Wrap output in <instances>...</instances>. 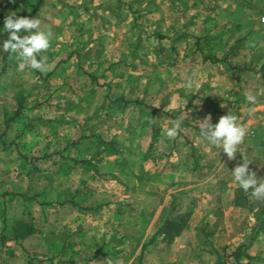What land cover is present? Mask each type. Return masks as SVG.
<instances>
[{"label":"rangeland","instance_id":"374dc122","mask_svg":"<svg viewBox=\"0 0 264 264\" xmlns=\"http://www.w3.org/2000/svg\"><path fill=\"white\" fill-rule=\"evenodd\" d=\"M36 1L0 0V28L52 32L46 72L0 50V264H264V200L230 173L242 156L264 179V7ZM228 113L248 131L233 161L199 133ZM169 209L187 222L174 240L155 235ZM17 221L34 235L14 242Z\"/></svg>","mask_w":264,"mask_h":264},{"label":"clouds","instance_id":"9594fccd","mask_svg":"<svg viewBox=\"0 0 264 264\" xmlns=\"http://www.w3.org/2000/svg\"><path fill=\"white\" fill-rule=\"evenodd\" d=\"M40 20L28 17H16L15 14L4 18L3 27L0 31L6 32L8 38L0 44V50L15 54L22 64L26 63L31 69L38 72H46V58H40L42 52L49 49L52 32L40 30ZM27 35H21V33ZM186 89L193 87V80L188 78L184 84ZM264 92V90H262ZM250 104L257 103V95L246 97ZM182 121L175 119L171 121L170 127L165 130V137L168 140L175 139L181 129ZM200 138L211 148L218 149L217 155L222 151L229 161L236 160L239 146L244 143L248 135L247 129L238 123V117L228 113L219 118L215 124L211 123V116H206L198 121ZM250 163L240 156V163L231 171L232 180L242 190L250 191L253 199L264 200V182L258 180L254 172L249 169Z\"/></svg>","mask_w":264,"mask_h":264},{"label":"trees","instance_id":"16d2710c","mask_svg":"<svg viewBox=\"0 0 264 264\" xmlns=\"http://www.w3.org/2000/svg\"><path fill=\"white\" fill-rule=\"evenodd\" d=\"M41 3L42 0L36 1L31 14H34L38 11ZM186 224V216L181 215L172 209H169L166 214L164 223L158 229L156 235H163L165 238L172 240L175 237H178L183 232L186 227ZM34 233L35 229L31 223L17 221L12 229V240L14 242H21L24 239L33 236ZM236 256L240 258H245L248 263L253 260L250 256H244L241 252H237Z\"/></svg>","mask_w":264,"mask_h":264},{"label":"crops","instance_id":"0c3cea01","mask_svg":"<svg viewBox=\"0 0 264 264\" xmlns=\"http://www.w3.org/2000/svg\"><path fill=\"white\" fill-rule=\"evenodd\" d=\"M249 1H253V2H256V3H259V6L260 7H264V0H249ZM233 30V29H232ZM229 31H228V29L226 28V33H228ZM166 218V217H165ZM165 218H164V220H165ZM164 223V222H163ZM162 223V224H163ZM155 235H156V233H155ZM181 235V234H180ZM179 235V236H180ZM163 238H165L163 235H161ZM178 236V237H179ZM32 237V236H31ZM178 237H175L174 239H177ZM29 238V237H28ZM174 239H172V240H174ZM25 240V239H24ZM237 253V252H236ZM245 256V255H244ZM245 259V258H244ZM160 264H161V262H160Z\"/></svg>","mask_w":264,"mask_h":264},{"label":"built area","instance_id":"2783aa9c","mask_svg":"<svg viewBox=\"0 0 264 264\" xmlns=\"http://www.w3.org/2000/svg\"><path fill=\"white\" fill-rule=\"evenodd\" d=\"M259 25L262 29V35H263V45H264V12L259 17Z\"/></svg>","mask_w":264,"mask_h":264}]
</instances>
